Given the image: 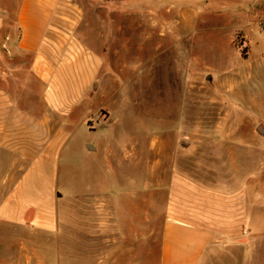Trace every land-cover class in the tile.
<instances>
[{"label": "crops", "instance_id": "1", "mask_svg": "<svg viewBox=\"0 0 264 264\" xmlns=\"http://www.w3.org/2000/svg\"><path fill=\"white\" fill-rule=\"evenodd\" d=\"M69 3L0 0V264L260 263L259 248L232 242L254 235L257 218L253 212L249 221L242 179L213 186L177 169L174 156L168 164L164 152L145 169L134 151L125 160L134 158L136 187L95 180L93 170L91 191L66 177L59 186L73 149L70 122L102 68L98 54L70 37ZM86 148L90 155L100 149ZM103 152L105 166L116 165V149ZM252 156L260 170L259 147ZM150 192L166 202L149 237Z\"/></svg>", "mask_w": 264, "mask_h": 264}, {"label": "rangeland", "instance_id": "2", "mask_svg": "<svg viewBox=\"0 0 264 264\" xmlns=\"http://www.w3.org/2000/svg\"><path fill=\"white\" fill-rule=\"evenodd\" d=\"M69 2L70 37L98 54L102 68L70 122L73 149L59 186L66 177L65 184L91 191L93 170L95 180L105 175L117 188L136 187L142 178L130 170L134 158L125 160L134 151L144 155L145 169L164 152L168 164L174 156L177 169L213 186L242 179L249 221L253 212L259 219L254 235L232 242L259 248L257 264H264V0ZM89 144L99 152L90 155ZM105 147L116 149V165L105 166ZM147 197L150 237L166 196Z\"/></svg>", "mask_w": 264, "mask_h": 264}]
</instances>
